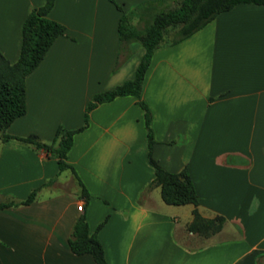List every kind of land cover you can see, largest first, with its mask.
<instances>
[{
  "label": "crops",
  "instance_id": "1",
  "mask_svg": "<svg viewBox=\"0 0 264 264\" xmlns=\"http://www.w3.org/2000/svg\"><path fill=\"white\" fill-rule=\"evenodd\" d=\"M44 1L0 0V55L9 63L18 59L28 10ZM114 1L129 11L153 0ZM46 16L64 35L26 75L25 111L6 129L44 142L58 125L80 127L91 96L130 80L144 51L130 43L116 66L120 11L109 0H53ZM140 96L151 116L152 158L169 172L186 168L198 213L224 218L212 240L177 239L193 206L165 204L151 184L143 112L124 95L96 105L72 136L67 163L89 195L80 210L69 169L57 173L54 156L0 140V203L19 202L54 178L30 203L0 209V264H95L67 244L82 211L89 232L99 226L106 264H256L264 255V5H235L157 47Z\"/></svg>",
  "mask_w": 264,
  "mask_h": 264
},
{
  "label": "trees",
  "instance_id": "2",
  "mask_svg": "<svg viewBox=\"0 0 264 264\" xmlns=\"http://www.w3.org/2000/svg\"><path fill=\"white\" fill-rule=\"evenodd\" d=\"M120 11L117 23L118 56L116 66L128 55V45L136 42L143 48L133 77L112 88L95 93L86 103L83 113V123L75 129H67L61 125L55 128L50 141L44 142L34 134L25 136L12 135L6 132L8 125L25 111L24 80L42 60L46 51L60 35H64V26L46 16L53 0H45L42 6L31 7L21 23V44L16 62L9 63L0 55V140H14L30 146L34 150H42L55 157L57 173L69 169L74 177L76 174L67 163V152L72 144V136L84 129L88 123V113L96 105L108 102L117 96L131 95L142 109L143 123L147 143V162L154 169L151 184L159 187L161 200L168 205L191 204V220L187 224V231L191 233H216L224 222V218L215 215L211 218L202 217L197 211L198 197L186 168L178 172H169L159 166L151 156L153 144L150 127V111L142 100L140 93L146 68L152 52L161 45H171L179 42L206 25L217 14L231 9L238 4L264 5V0H180L178 4L166 10L152 11L159 5L173 0H153L139 3L129 11H124L114 0H109ZM151 10V12H150ZM133 17L145 21L143 25L131 22ZM149 17V20H145ZM54 178L33 188L27 196L19 202H1L0 209L17 204L30 203L42 186L50 185ZM79 186V198L85 208L89 195L76 177ZM89 232L82 211L76 218L67 244L74 254H89L95 264H106L96 232ZM264 264V262L260 263Z\"/></svg>",
  "mask_w": 264,
  "mask_h": 264
},
{
  "label": "rangeland",
  "instance_id": "3",
  "mask_svg": "<svg viewBox=\"0 0 264 264\" xmlns=\"http://www.w3.org/2000/svg\"><path fill=\"white\" fill-rule=\"evenodd\" d=\"M180 0H173V1H167L164 5H159L156 6L152 9V11H159V10H166L168 8H172L174 6H176L178 4ZM151 12V10H150ZM145 20H149V17H145ZM131 22L135 25H143V23L145 22L144 20H138L137 17H133L131 19ZM69 184H64V187H68ZM187 231V225L185 226V228L183 229V231L177 232L176 237L177 239L184 241L185 243H187L190 246H199V245H203L204 243H207L208 241H211L212 238L214 237V235L217 233H192V235H189L186 233ZM264 262V255L261 256L259 258V260L257 261L256 264H260Z\"/></svg>",
  "mask_w": 264,
  "mask_h": 264
},
{
  "label": "built area",
  "instance_id": "4",
  "mask_svg": "<svg viewBox=\"0 0 264 264\" xmlns=\"http://www.w3.org/2000/svg\"><path fill=\"white\" fill-rule=\"evenodd\" d=\"M81 207H82V204L78 205V206H77V209H79V210H80V209H81Z\"/></svg>",
  "mask_w": 264,
  "mask_h": 264
}]
</instances>
